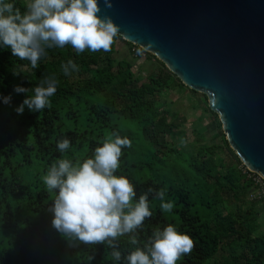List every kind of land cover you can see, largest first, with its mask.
Segmentation results:
<instances>
[{
    "label": "trees",
    "instance_id": "1",
    "mask_svg": "<svg viewBox=\"0 0 264 264\" xmlns=\"http://www.w3.org/2000/svg\"><path fill=\"white\" fill-rule=\"evenodd\" d=\"M12 2L24 10V0ZM118 40L123 39L118 35L109 52L77 53L70 45L47 49L36 69L0 47V264H124L112 260L107 245L70 242L52 227L49 209L55 192H48L42 181L53 162L91 157L112 132L132 141L131 148L122 149L115 174L134 184L137 198L149 187L165 189V202L175 204L164 213L159 199L149 194L153 215L139 230L141 244L154 228L171 223L196 241L192 253L177 264H264V228L254 209L264 203L247 199L250 183L216 115L204 107L218 129V142L200 144L201 135L193 130L195 146L183 150L185 133L169 120L159 95L188 89L162 62L134 45L137 56L144 53L158 63L138 83L131 62L112 58ZM69 59L79 71L64 75L61 64ZM48 77L58 81L51 107L37 112L25 106L18 114L16 108ZM16 86L28 92L17 93ZM63 138L70 148L61 153L57 142ZM127 241L126 236L119 239L122 255L133 247Z\"/></svg>",
    "mask_w": 264,
    "mask_h": 264
},
{
    "label": "clouds",
    "instance_id": "2",
    "mask_svg": "<svg viewBox=\"0 0 264 264\" xmlns=\"http://www.w3.org/2000/svg\"><path fill=\"white\" fill-rule=\"evenodd\" d=\"M103 4L110 9L112 0H103ZM100 13V0H25L23 11L12 0H0V47L10 48L13 57L30 62L33 69L39 67L47 49L70 45L77 53L109 52L120 33L119 25ZM61 70L69 75L79 67L69 59L61 64ZM57 83L53 77L40 81L32 90L34 94L16 108L17 113L22 114L25 106L37 112L50 108ZM14 91L27 93L28 89L16 86ZM10 99L4 97L3 102L10 103ZM125 147L131 148L132 141L112 132L95 147L91 157L82 161L60 158L50 165L42 181L48 192H55L49 209L52 227L70 242L107 245L114 262L177 264L192 253L196 241L169 223L154 228L141 244L139 230L153 215L149 194L159 199L164 213L172 212L175 204L172 200L165 202V189L149 187L137 198L134 184L115 174ZM69 148L67 138L57 142L59 152ZM125 236L133 247L122 255L119 239Z\"/></svg>",
    "mask_w": 264,
    "mask_h": 264
},
{
    "label": "water",
    "instance_id": "3",
    "mask_svg": "<svg viewBox=\"0 0 264 264\" xmlns=\"http://www.w3.org/2000/svg\"><path fill=\"white\" fill-rule=\"evenodd\" d=\"M119 36L204 95L239 162L264 181V0H112Z\"/></svg>",
    "mask_w": 264,
    "mask_h": 264
},
{
    "label": "rangeland",
    "instance_id": "4",
    "mask_svg": "<svg viewBox=\"0 0 264 264\" xmlns=\"http://www.w3.org/2000/svg\"><path fill=\"white\" fill-rule=\"evenodd\" d=\"M126 42L124 39L115 42L112 58L115 63L124 60L131 62L132 71L138 78V83L144 82L156 70L158 63L153 58H147L144 53L137 56L136 47ZM159 97L161 101L165 102L164 110L168 112L169 120L177 123L179 133H185V139L181 144L183 150L189 151L195 146L193 130L201 135L200 144H216L218 142L219 138L216 135L218 129L215 128L212 117L204 111V107L207 106L204 95L177 88L164 90ZM176 138L175 144H178L180 135H177ZM168 141H171V138H168ZM254 209H256V216L259 217L262 228H264V208L260 203H256ZM210 263L211 261L207 262V264Z\"/></svg>",
    "mask_w": 264,
    "mask_h": 264
},
{
    "label": "built area",
    "instance_id": "5",
    "mask_svg": "<svg viewBox=\"0 0 264 264\" xmlns=\"http://www.w3.org/2000/svg\"><path fill=\"white\" fill-rule=\"evenodd\" d=\"M241 174L249 181L250 185L247 190V199L252 201H260L264 203V181L263 179L249 171L244 165L240 164L239 167Z\"/></svg>",
    "mask_w": 264,
    "mask_h": 264
},
{
    "label": "crops",
    "instance_id": "6",
    "mask_svg": "<svg viewBox=\"0 0 264 264\" xmlns=\"http://www.w3.org/2000/svg\"><path fill=\"white\" fill-rule=\"evenodd\" d=\"M25 1V0H24Z\"/></svg>",
    "mask_w": 264,
    "mask_h": 264
}]
</instances>
